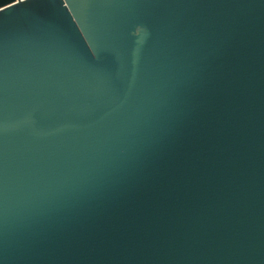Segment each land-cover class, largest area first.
I'll list each match as a JSON object with an SVG mask.
<instances>
[{
	"label": "water",
	"instance_id": "1",
	"mask_svg": "<svg viewBox=\"0 0 264 264\" xmlns=\"http://www.w3.org/2000/svg\"><path fill=\"white\" fill-rule=\"evenodd\" d=\"M0 264H264V0H0Z\"/></svg>",
	"mask_w": 264,
	"mask_h": 264
}]
</instances>
